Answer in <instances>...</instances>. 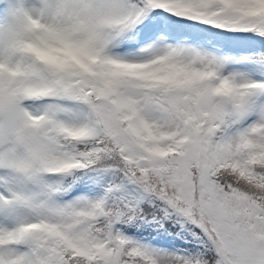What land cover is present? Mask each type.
<instances>
[{
  "label": "snow or ice",
  "instance_id": "snow-or-ice-1",
  "mask_svg": "<svg viewBox=\"0 0 264 264\" xmlns=\"http://www.w3.org/2000/svg\"><path fill=\"white\" fill-rule=\"evenodd\" d=\"M0 264H264V0H0Z\"/></svg>",
  "mask_w": 264,
  "mask_h": 264
}]
</instances>
